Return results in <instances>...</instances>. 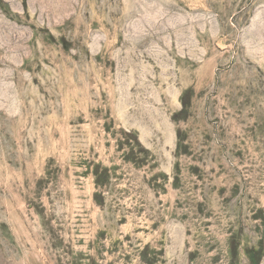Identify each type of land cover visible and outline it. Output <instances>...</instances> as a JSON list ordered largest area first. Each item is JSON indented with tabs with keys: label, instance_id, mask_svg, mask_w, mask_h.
Segmentation results:
<instances>
[{
	"label": "rangeland",
	"instance_id": "obj_1",
	"mask_svg": "<svg viewBox=\"0 0 264 264\" xmlns=\"http://www.w3.org/2000/svg\"><path fill=\"white\" fill-rule=\"evenodd\" d=\"M0 264H264V0H0Z\"/></svg>",
	"mask_w": 264,
	"mask_h": 264
}]
</instances>
